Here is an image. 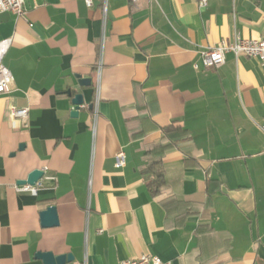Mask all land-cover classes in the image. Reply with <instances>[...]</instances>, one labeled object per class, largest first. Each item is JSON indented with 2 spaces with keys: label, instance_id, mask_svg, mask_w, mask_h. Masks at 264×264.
I'll return each instance as SVG.
<instances>
[{
  "label": "crops",
  "instance_id": "obj_1",
  "mask_svg": "<svg viewBox=\"0 0 264 264\" xmlns=\"http://www.w3.org/2000/svg\"><path fill=\"white\" fill-rule=\"evenodd\" d=\"M24 8L0 13L14 76L0 94V264H44L38 251L72 253L67 264L147 252L172 264H264V63L232 52L218 68L201 62L204 48L237 32L264 37V0H24ZM79 76L92 84L80 86ZM15 108L27 116L15 119ZM171 125L190 139L174 143ZM120 150L126 162L117 167ZM157 161L166 185L153 195L143 170ZM45 167L56 183L36 195L17 189ZM51 205L59 223L44 227Z\"/></svg>",
  "mask_w": 264,
  "mask_h": 264
},
{
  "label": "built area",
  "instance_id": "obj_2",
  "mask_svg": "<svg viewBox=\"0 0 264 264\" xmlns=\"http://www.w3.org/2000/svg\"><path fill=\"white\" fill-rule=\"evenodd\" d=\"M141 1V0H132ZM88 4L91 0H87ZM207 0H201V5H205ZM11 11L19 16L25 14L24 0H0V13ZM12 38H6L0 41V94H7L12 91V84L14 81V76L10 68L3 62V57L7 52ZM232 52L235 56L245 55L248 57H253L259 59L264 63V37L253 38L244 37L239 32L234 35L231 41L221 40L216 46H208L201 51V62L206 68H218L222 66L226 61V54ZM195 68H199V64H194ZM94 86L99 91L100 87V64L94 75ZM99 99L93 102L95 109V115L98 111ZM28 108H15L12 111V116L15 119L24 118L27 116ZM264 131V123L261 125ZM126 162V154L123 150H120L116 154V166L122 167ZM44 175L35 184H19L17 189L23 192H29L36 195L40 189L48 187L52 182L56 183L57 177L53 173L48 172V168L42 169ZM120 264H172L170 261L163 260L160 256L153 253L147 252L136 258L124 259Z\"/></svg>",
  "mask_w": 264,
  "mask_h": 264
},
{
  "label": "water",
  "instance_id": "obj_3",
  "mask_svg": "<svg viewBox=\"0 0 264 264\" xmlns=\"http://www.w3.org/2000/svg\"><path fill=\"white\" fill-rule=\"evenodd\" d=\"M78 83L80 86H90L92 84V77H82L79 76ZM70 92V90H69ZM73 103L75 104V110L73 114L77 115L79 107L84 103V98L82 93H76L73 98ZM93 108L94 104H90ZM23 147V145L21 146ZM44 175L42 169L33 170L26 179L19 180V184H35ZM41 221L44 227L55 226L59 223V218L57 214V208L54 205L47 207L41 212ZM36 258L41 259L44 264H67L74 260V255L72 253L56 255L51 251H38L35 255Z\"/></svg>",
  "mask_w": 264,
  "mask_h": 264
},
{
  "label": "trees",
  "instance_id": "obj_4",
  "mask_svg": "<svg viewBox=\"0 0 264 264\" xmlns=\"http://www.w3.org/2000/svg\"><path fill=\"white\" fill-rule=\"evenodd\" d=\"M165 132L173 138L174 143L187 141L191 137L188 129L180 126L171 125L165 127ZM143 174L145 175L146 183L151 194L157 195L161 193L166 185V172L162 162L157 161L150 164L143 170Z\"/></svg>",
  "mask_w": 264,
  "mask_h": 264
}]
</instances>
